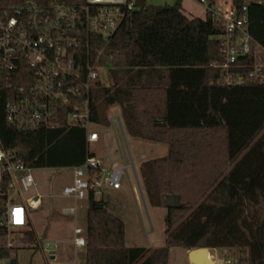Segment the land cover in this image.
Here are the masks:
<instances>
[{"label": "trees", "instance_id": "trees-1", "mask_svg": "<svg viewBox=\"0 0 264 264\" xmlns=\"http://www.w3.org/2000/svg\"><path fill=\"white\" fill-rule=\"evenodd\" d=\"M247 13L249 34L264 48V1ZM219 31L207 14L186 16L181 0H133L111 35L100 61L109 66V86L94 82L90 121L108 125L106 110L117 103L129 134L167 145L164 156L138 167L148 205L165 208V245L127 246L123 221L89 191L85 264H166L168 247L229 250L228 264H264V84L247 79L243 67L229 70L241 83L225 81ZM14 86L0 79V144L13 159L32 169L72 168L95 156L85 126L68 123L70 107L55 127L8 124L4 104ZM22 237L35 240L31 225Z\"/></svg>", "mask_w": 264, "mask_h": 264}, {"label": "built area", "instance_id": "built-area-1", "mask_svg": "<svg viewBox=\"0 0 264 264\" xmlns=\"http://www.w3.org/2000/svg\"><path fill=\"white\" fill-rule=\"evenodd\" d=\"M193 1L220 29L215 37L222 43L225 81L241 83L244 77H232L229 70L243 67L247 79L264 84V48L249 34L247 13L249 4L264 0ZM132 8L133 0H0V79L7 87L15 82L4 104L7 123L23 130L55 127L70 107L68 123L85 126L88 144L104 139L105 134L89 129L94 124L90 91L108 66L100 61L111 35ZM115 120L122 132L119 117ZM71 169V182L61 195L75 201L89 191L96 196L102 188L120 189L122 176L129 177L128 163L112 162L106 168L95 156ZM31 171L0 144V264H15L2 251L28 229L29 211L42 203L40 193L30 194L35 186ZM133 175L136 180L134 170ZM60 214L74 216L75 205L61 207ZM71 242L74 248L84 247L85 230L75 227ZM48 251L51 264H62L52 247Z\"/></svg>", "mask_w": 264, "mask_h": 264}, {"label": "rangeland", "instance_id": "rangeland-1", "mask_svg": "<svg viewBox=\"0 0 264 264\" xmlns=\"http://www.w3.org/2000/svg\"><path fill=\"white\" fill-rule=\"evenodd\" d=\"M146 1L154 5H162L170 4L174 0ZM181 7L183 13L188 17L202 18L204 16L203 7L193 0H181ZM108 67L103 69L100 74L101 81L105 86H109L107 83ZM120 112V105L113 103L106 110V115L112 117L111 126L105 128L97 124L90 125V130L105 134V138L96 143H90L88 147L103 167H109L112 162H117L120 166L123 162L128 163L129 177L126 174L122 176L119 190L102 188L101 193L95 198L104 199L107 202L108 211L123 221L125 242L128 246L158 247L164 241L165 208L148 205L138 167L142 161L164 156L167 153V145L162 142L133 138L125 127H123L122 134L117 120L113 117L115 114H119V120L122 123ZM112 129L115 134H112ZM133 170L138 178L143 197L140 194ZM31 174L35 186L30 194L35 191L43 196L41 205L37 209L29 211L35 240L28 241L22 236H14L11 241L13 249L11 258L16 260V264H51L48 248H50L49 245H52L57 261L62 264H72L77 258L80 264L83 260V247L74 248L71 241L75 227L79 226L85 230L86 199L75 201L61 195L63 186L71 182L72 169L35 168L32 169ZM74 205L76 207L74 216L60 214L61 207ZM186 251L181 248H172L168 264H192L187 259ZM208 254L211 260H219V264H228L233 257L229 250L210 249Z\"/></svg>", "mask_w": 264, "mask_h": 264}, {"label": "water", "instance_id": "water-1", "mask_svg": "<svg viewBox=\"0 0 264 264\" xmlns=\"http://www.w3.org/2000/svg\"><path fill=\"white\" fill-rule=\"evenodd\" d=\"M135 176H136V173H135ZM136 180H137V184L139 185L137 176H136ZM138 187H139L140 194L142 196V190L140 188V185ZM174 202H175V198L173 196H168L165 199V203L167 206H173ZM49 246L51 247L52 245H49ZM188 260L192 264H214V263L219 264V260L213 261L208 258V248H195V249L189 250ZM12 263H16V260L13 259Z\"/></svg>", "mask_w": 264, "mask_h": 264}, {"label": "crops", "instance_id": "crops-1", "mask_svg": "<svg viewBox=\"0 0 264 264\" xmlns=\"http://www.w3.org/2000/svg\"><path fill=\"white\" fill-rule=\"evenodd\" d=\"M205 14V13H204ZM115 116H118L119 117V114H115L113 117H115ZM107 119H108V125H100L101 127H109V126H111V120H112V117H110V116H107ZM121 120H122V118H121ZM97 125H99V124H97ZM121 126H122V134H123V127H124V124H123V122L121 123ZM112 131H113V129H112ZM131 137H133L131 134H129ZM134 138V137H133ZM96 157V156H95ZM117 190H119V189H117ZM124 240H125V232H124ZM125 244H126V242H125ZM127 245V244H126ZM165 245V234H164V241H163V244L161 245V246H158V247H147V246H142V247H144V248H146V249H148V250H150V251H152V250H154V249H157V248H161V247H163ZM128 246V245H127ZM171 249L172 248H170V247H168V255H167V262H166V264H168V260H169V255H170V253H171ZM210 249H208V251H209ZM188 250L186 251V256H187V259H188ZM208 258L210 259V256H209V254H208ZM82 261L80 262V264H85V249H84V247H83V255H82ZM189 261V260H188ZM72 264H79L78 263V261H77V258H75V260L73 261V263Z\"/></svg>", "mask_w": 264, "mask_h": 264}]
</instances>
